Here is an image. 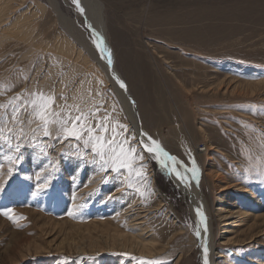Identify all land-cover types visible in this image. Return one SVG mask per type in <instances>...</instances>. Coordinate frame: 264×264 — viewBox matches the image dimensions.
Segmentation results:
<instances>
[{
    "label": "rangeland",
    "instance_id": "obj_1",
    "mask_svg": "<svg viewBox=\"0 0 264 264\" xmlns=\"http://www.w3.org/2000/svg\"><path fill=\"white\" fill-rule=\"evenodd\" d=\"M99 1L142 130L190 170L195 161L215 264H264V0ZM0 14V103L43 91L57 105L98 106L136 145L116 91L80 46L90 33L71 1L0 0ZM119 39L152 74L138 97ZM0 112L10 137L0 139V264H203L189 200L149 154L137 161L146 184L133 174L128 187L126 171L101 170L82 142L33 140L26 117L17 140L11 108ZM136 222L147 235L130 230ZM145 246L155 256L139 254Z\"/></svg>",
    "mask_w": 264,
    "mask_h": 264
},
{
    "label": "snow or ice",
    "instance_id": "obj_2",
    "mask_svg": "<svg viewBox=\"0 0 264 264\" xmlns=\"http://www.w3.org/2000/svg\"><path fill=\"white\" fill-rule=\"evenodd\" d=\"M75 2V0H74ZM83 12V9H80ZM104 43L102 39L98 40L96 47L102 52H106V48H101ZM111 57L108 58V63L111 64ZM121 88H126L123 82H120ZM61 100L67 101V97L61 94ZM11 108V121L14 125H18V135L16 139H21L24 135V124L26 122L32 124L37 122V127L31 129V138L36 140L38 136L41 139H55V140H69L82 142L84 148L87 150L89 147L93 156V162L98 163L101 170L107 172H124L128 173L127 183L128 187H132V177H135L146 184L145 174L141 171L145 165H137L138 160H143V152L149 154H159L166 157L163 161V166L168 167V160H171L173 164L176 162L175 157L169 156L168 153L160 147L159 143L155 140H151V144L145 143L144 140L137 141L136 145L131 143V140L135 137H129L127 125L119 123L115 117L106 113L104 116H99L100 108L93 106L87 109H83L78 105H69L64 103L62 105L56 104L55 94H46L43 91H33L31 93H18L16 96L11 97L5 103H0V110H7ZM3 119V112H0V120ZM115 120V123L111 121ZM9 132L12 130L9 129ZM123 133V135H122ZM141 133V136H144ZM261 138L264 139V133L261 134ZM0 139H3L10 145V137L3 134V129H0ZM151 139V138H149ZM39 146V145H35ZM260 150L264 153V144L259 145ZM20 145L17 144L14 151L19 152ZM40 151L43 153L44 148L40 147ZM6 159L14 164L19 157L7 156ZM192 179L197 178L198 168L195 165V161H191ZM249 169H246L248 171ZM9 175L12 169L9 168ZM176 176L183 181L184 177L181 176L179 171L175 172ZM260 174H264V164L260 165ZM3 185L0 184V187ZM139 191V188L136 189ZM36 195V193H33ZM10 211V210H9ZM197 215L200 217V223L205 224V233L207 232V226L205 223V217L200 209H197ZM7 214V213H6ZM196 235L199 237L200 232L197 231ZM206 243V240H205ZM207 247L204 248L205 264H207ZM146 264H161L160 261H147Z\"/></svg>",
    "mask_w": 264,
    "mask_h": 264
},
{
    "label": "bare ground",
    "instance_id": "obj_3",
    "mask_svg": "<svg viewBox=\"0 0 264 264\" xmlns=\"http://www.w3.org/2000/svg\"><path fill=\"white\" fill-rule=\"evenodd\" d=\"M72 2V6L75 8L76 16L83 17L85 27L89 31L90 36L85 35V38L88 41V44L86 45L84 42L80 41V46L85 49L88 57L93 61L95 64L94 67H97L98 70L103 74L104 79L107 81L108 86L113 89V91H116L117 99L119 100L121 106L125 110V113L128 118L129 124L132 126V129L134 130L138 140H144L145 143L151 144L150 137L147 135L146 132L142 130L141 123L138 116V109L136 107V104L133 102V98L131 96V92L127 85L124 83L122 78L120 77L118 70L115 65V60L113 54L110 53L109 50V43L107 41L106 37V24L108 26L109 19L106 15V20L104 19V13H103V7L99 0H69ZM67 2V1H66ZM83 9V12L80 11V9ZM1 15V14H0ZM108 20V22H107ZM106 21V24H105ZM110 30V28H108ZM87 36V37H86ZM120 36H117L115 34V38H119ZM114 38V35H113ZM102 39L104 43L101 45V48H106V52H102L97 49L96 43L98 40ZM123 39V38H122ZM122 39H119V43L117 46H119L120 50L117 52L118 56L119 53L122 57V63H123V71L124 74L128 80V83L130 85V88L132 89L133 93L136 94L138 97L139 94L146 93L147 91V85L152 80V74L148 68V62L145 61L143 58V55L140 52L133 51L128 43L123 41ZM118 41V40H117ZM123 44V47L120 45ZM126 45V46H125ZM111 57V64L108 63V58ZM121 62V61H120ZM120 82H123L126 85V88L120 87ZM144 87V88H143ZM114 91V92H115ZM141 133H144V136H141ZM212 149V148H211ZM214 149V148H213ZM146 152V151H145ZM164 152H166L164 150ZM198 152V151H197ZM147 153V152H146ZM168 153V152H166ZM216 153V152H215ZM149 154V153H147ZM169 154V153H168ZM153 160H155L167 173V175L172 180L174 186L176 189H178L183 197L189 200L190 204V211L194 217V221L196 223V232H200L199 239V245H200V255H201V261L203 264H205V253L204 248L207 247V264H215L214 254H213V241L211 240V216L209 212H207L206 207L204 206V202L201 203L202 199V193L198 187V182L196 179H192L191 170L186 167L179 159L176 157V162L173 164L171 160H168V167L165 168L163 166V161L166 160V157H163L159 154H149ZM169 156H172L169 154ZM176 171H179L181 176L184 177V180L181 181L175 174ZM220 199V198H219ZM206 205V204H205ZM197 209H200V211L203 213L205 217V223L207 226V232L205 233V224L200 223V217L197 215ZM209 215V216H208ZM210 217V218H209ZM220 217V215L218 216ZM141 224V225H140ZM135 226H132L130 230L135 233L137 232V237L145 236L147 235V227L143 226L142 223H134ZM126 236H129L125 234ZM131 235V234H130ZM119 236V233H118ZM149 236V235H148ZM123 237V236H122ZM135 236H129V239L135 240ZM128 239V240H129ZM206 240V243H205ZM143 241H139L140 244H142ZM147 251H142L139 254H144L147 256V258H152L153 255L155 256L156 253H153L154 250L150 247L145 246ZM153 253V254H152ZM217 258H221V255H219Z\"/></svg>",
    "mask_w": 264,
    "mask_h": 264
}]
</instances>
